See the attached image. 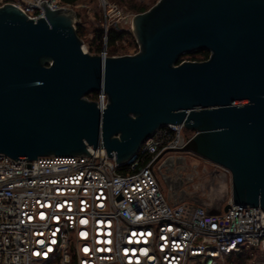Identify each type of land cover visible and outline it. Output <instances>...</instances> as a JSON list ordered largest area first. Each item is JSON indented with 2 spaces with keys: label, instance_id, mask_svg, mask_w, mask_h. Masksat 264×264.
Wrapping results in <instances>:
<instances>
[{
  "label": "water",
  "instance_id": "1",
  "mask_svg": "<svg viewBox=\"0 0 264 264\" xmlns=\"http://www.w3.org/2000/svg\"><path fill=\"white\" fill-rule=\"evenodd\" d=\"M40 6L37 20L0 6V154L91 164L87 149L103 148L123 167L158 129L182 125L194 134L172 150L227 169L233 205L264 212V0H158L132 17L138 51L115 57L82 51L71 9ZM183 160L157 169L168 199L188 197L166 176Z\"/></svg>",
  "mask_w": 264,
  "mask_h": 264
},
{
  "label": "built area",
  "instance_id": "2",
  "mask_svg": "<svg viewBox=\"0 0 264 264\" xmlns=\"http://www.w3.org/2000/svg\"><path fill=\"white\" fill-rule=\"evenodd\" d=\"M43 2L51 10L70 9L62 0H0V6L11 3L37 20ZM100 3L107 27L131 26L116 5ZM104 41L101 55L108 56ZM184 130L158 129L123 167L103 148L87 149L91 164L87 156L26 162L0 154V264H230L224 256L231 252L264 251V212L233 205L227 169L172 150L190 140ZM184 154L213 170L201 169L202 178L200 165ZM179 156L183 162L166 176L181 182L188 197L180 201L176 191L170 206L157 164Z\"/></svg>",
  "mask_w": 264,
  "mask_h": 264
},
{
  "label": "rangeland",
  "instance_id": "3",
  "mask_svg": "<svg viewBox=\"0 0 264 264\" xmlns=\"http://www.w3.org/2000/svg\"><path fill=\"white\" fill-rule=\"evenodd\" d=\"M110 4L116 5L122 12L124 16H126V21L131 25V17L136 15L133 11L127 8L126 2L121 0H106ZM158 0H135V2H140L145 4L148 9L154 6ZM70 8L76 15L75 19V28L79 26L81 28V41L82 47L87 51L89 48L94 46L93 40L94 35L97 30H103L104 37L109 28L113 27L118 31H127L130 32V35L126 36L121 41H118L114 48L107 49V54H114L113 56H123V55H133L138 51V45L135 41V38L131 31V26H106L104 21L103 9L101 7L100 0H79L76 4L70 5ZM199 58V57H198ZM184 135L186 137H192L194 132L189 130H184ZM184 158L187 159L188 163L191 165L198 163L200 165L199 171L204 167L207 171L213 170V167L203 162L202 160H196L195 158L184 154ZM161 163L157 164V169ZM200 176L203 178L204 174L200 171ZM162 195L171 206L168 200V189L163 185L162 187ZM225 206V205H224ZM246 254L242 257L243 260L239 264H264V251L256 248H245ZM238 255H226L224 256L225 262L232 261V259H237ZM228 263V262H227ZM219 264H222L219 262ZM231 264V263H230Z\"/></svg>",
  "mask_w": 264,
  "mask_h": 264
},
{
  "label": "trees",
  "instance_id": "4",
  "mask_svg": "<svg viewBox=\"0 0 264 264\" xmlns=\"http://www.w3.org/2000/svg\"><path fill=\"white\" fill-rule=\"evenodd\" d=\"M79 0H62V2L66 5H74ZM126 2L127 8L131 11H133L136 14L143 13L148 10V7L140 2H135V0H121ZM76 32L79 38L81 37V28L79 26H76ZM130 35V32L127 31H118L117 29L111 27L106 32V46L107 49L114 48L115 44L118 41H121L126 36ZM104 32L103 30H97L94 35V40L92 48H89L88 53L90 55H101L104 48ZM108 52V51H107ZM114 54H110V56H113ZM209 54L206 51H202L199 53H194L191 55H186L180 58L179 62L182 61H203L208 58ZM199 57V58H198ZM246 254L244 249H241L237 252H231L229 255H238L237 259H232L231 264H239L243 260V256Z\"/></svg>",
  "mask_w": 264,
  "mask_h": 264
},
{
  "label": "flooded vegetation",
  "instance_id": "5",
  "mask_svg": "<svg viewBox=\"0 0 264 264\" xmlns=\"http://www.w3.org/2000/svg\"><path fill=\"white\" fill-rule=\"evenodd\" d=\"M87 98L91 101L100 102L101 96L99 94H90Z\"/></svg>",
  "mask_w": 264,
  "mask_h": 264
},
{
  "label": "bare ground",
  "instance_id": "6",
  "mask_svg": "<svg viewBox=\"0 0 264 264\" xmlns=\"http://www.w3.org/2000/svg\"><path fill=\"white\" fill-rule=\"evenodd\" d=\"M131 20H132V17H131Z\"/></svg>",
  "mask_w": 264,
  "mask_h": 264
}]
</instances>
